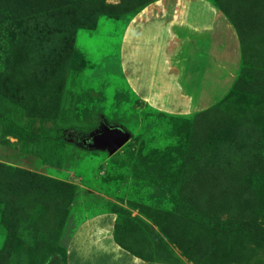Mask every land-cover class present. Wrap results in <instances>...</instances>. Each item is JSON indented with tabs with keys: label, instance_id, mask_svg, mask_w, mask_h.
<instances>
[{
	"label": "rangeland",
	"instance_id": "1",
	"mask_svg": "<svg viewBox=\"0 0 264 264\" xmlns=\"http://www.w3.org/2000/svg\"><path fill=\"white\" fill-rule=\"evenodd\" d=\"M156 21L187 97L162 111L122 42ZM103 124L115 153L81 145ZM103 215L148 264H264V0H0V264H68Z\"/></svg>",
	"mask_w": 264,
	"mask_h": 264
},
{
	"label": "crops",
	"instance_id": "2",
	"mask_svg": "<svg viewBox=\"0 0 264 264\" xmlns=\"http://www.w3.org/2000/svg\"><path fill=\"white\" fill-rule=\"evenodd\" d=\"M191 5L199 13L195 12L194 16L185 17V21L183 17H180V23H184L191 30H203L209 27L216 31L219 30L220 25L218 21L214 25L215 21L211 15L214 11L210 7L202 4L200 1H195ZM188 18L190 19L187 20ZM182 24H180V28ZM173 31L176 32L174 29ZM171 32L163 31L162 25L158 21L148 23L146 26L142 23L141 25L132 23L124 32L122 41L123 46L126 45L127 50H133L134 53H132L134 55H136V49H140L141 51L140 55L132 58L134 66L132 67L131 87L135 92L141 89L140 92H142V96L144 97V93L146 92L143 86L148 85L147 96L155 94V97L144 99L152 107L160 111L163 108L157 105L161 103V97L165 93L169 92L170 97H164L162 103L169 100L170 102H181L187 99L177 82V75L167 65L169 59L166 56L164 48L167 39H171L172 37ZM209 33H206V35ZM140 37H142V41L139 40ZM130 42L131 44L129 45ZM132 53L131 55H133ZM152 87L154 90L150 89ZM109 221L108 215H103L96 217V219H90L85 225L83 224L84 226H80L78 231L72 236L70 247L68 248V264H148L122 249L111 236H105L106 226ZM69 253L73 254V256L71 257Z\"/></svg>",
	"mask_w": 264,
	"mask_h": 264
},
{
	"label": "water",
	"instance_id": "3",
	"mask_svg": "<svg viewBox=\"0 0 264 264\" xmlns=\"http://www.w3.org/2000/svg\"><path fill=\"white\" fill-rule=\"evenodd\" d=\"M129 135L119 127L103 124L100 130L90 136H83L81 145L89 150H107L115 153L128 140Z\"/></svg>",
	"mask_w": 264,
	"mask_h": 264
},
{
	"label": "trees",
	"instance_id": "4",
	"mask_svg": "<svg viewBox=\"0 0 264 264\" xmlns=\"http://www.w3.org/2000/svg\"><path fill=\"white\" fill-rule=\"evenodd\" d=\"M83 138V136H81L80 140ZM116 242V241H115ZM122 249L126 250L127 252H129L131 255L136 256L135 254H133L132 252L128 251L126 248H124L122 245H120L118 242H116ZM137 257V256H136Z\"/></svg>",
	"mask_w": 264,
	"mask_h": 264
}]
</instances>
